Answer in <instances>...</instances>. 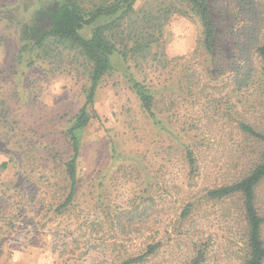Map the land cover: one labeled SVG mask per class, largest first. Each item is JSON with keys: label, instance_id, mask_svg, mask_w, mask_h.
I'll list each match as a JSON object with an SVG mask.
<instances>
[{"label": "rangeland", "instance_id": "rangeland-1", "mask_svg": "<svg viewBox=\"0 0 264 264\" xmlns=\"http://www.w3.org/2000/svg\"><path fill=\"white\" fill-rule=\"evenodd\" d=\"M51 1L0 0V264H99L104 255L98 249L72 246L70 238L52 252V230L75 223L80 211L94 214L100 206H121L145 188L157 205L161 228L169 231L178 227L173 214L179 215L187 202L195 203L196 237L201 244L210 243L207 264H243L246 230L240 197L201 199L207 186L227 180L222 174L236 144L224 137L211 142L210 151L196 145L206 133L203 122H197L205 106L198 92L204 85L203 91L212 93L219 116L236 101V111L255 114L247 106L253 100L250 92L244 90L238 99L231 93L242 62L248 59L254 66L252 54H242L241 49L251 36L245 26L254 23L253 11L264 13V0H210L218 26L214 59L205 54L199 17L184 2L135 0L132 20L144 16L150 23L129 28L124 22L115 28V38L131 48V34L148 42L149 32L157 45L151 44L146 61L113 59L112 72L102 79L88 108L91 119L77 134L80 153L73 204L57 213L55 208L68 192L62 171L72 154L66 131L84 104L91 65L67 44L50 40L35 48L24 38V25L33 22L36 30L38 12ZM78 1L93 9L111 0ZM129 76L151 90L161 125L141 109ZM189 78L197 88L188 86ZM225 125L228 133L235 123ZM188 147L202 155L203 166L212 164L203 175L192 176L185 159ZM258 150L252 146L253 156ZM255 205L263 218L264 242V180L256 189ZM183 233L184 229L178 237L172 235L164 264H182L192 252L193 243Z\"/></svg>", "mask_w": 264, "mask_h": 264}, {"label": "trees", "instance_id": "trees-1", "mask_svg": "<svg viewBox=\"0 0 264 264\" xmlns=\"http://www.w3.org/2000/svg\"><path fill=\"white\" fill-rule=\"evenodd\" d=\"M181 1L199 17L205 54L214 59L218 26L213 18L210 0ZM134 2L135 0H111L105 5L86 9L78 0H53L38 12L41 19L37 23L36 30L33 22L24 25L23 36L35 48L43 47L50 40L64 43L76 49L91 65L84 104L66 131L72 154L62 163V171L63 179L65 177L68 182V192L63 203L55 208L56 213L73 204L78 184L77 160L80 153L77 134L88 125L91 119L88 108L94 103L95 93L102 79L112 72L113 59L118 56L125 63L129 60L137 62L139 59L146 61L147 55L151 53V44L157 45V40L149 32H146L148 42L139 41L137 34H131L130 41L133 42L131 48L124 45L123 39L116 40L117 32L114 30L121 27L124 22L129 28H133L138 23H141V26L150 23L144 16L132 20L130 14L133 12ZM251 16L254 18V23L245 26V32H249L251 36H248L247 46L241 49V53L252 54L250 58L254 66L249 65L248 59L242 62L243 68L236 71V76L239 77L234 82L231 94L238 99V95L242 96L244 90L250 92L253 100H249L250 103L247 106L248 109L253 107L255 114L245 115L247 111L242 113L236 111L238 107L236 101L235 104L230 105L228 111L219 116L215 108V98L212 93L204 92L205 86L202 85L198 93L202 97L200 100L205 102V106L201 107V115L197 122H203L206 133L203 132L200 135L201 140L197 139L196 145H203L210 151L212 150L210 143L220 141L224 137V140L229 139L236 144L231 150L229 161L225 164L226 170L222 174L228 177L227 180L224 178L219 185L207 186L203 190L201 199L220 201L240 197L246 230L243 264H264L263 218L255 205L256 189L264 180V36L261 34L264 13L260 16L253 11ZM141 26L135 28V33ZM86 28H90V31L87 36H84L82 32ZM198 80L202 78L199 77ZM127 81L141 109L154 124L161 125L154 111L155 98L151 90L133 77H127ZM198 85L194 84V80L188 79L189 87L197 88ZM225 96L227 103H230V94ZM218 120L222 122V125L218 123ZM227 123H235L229 134L224 129ZM253 145L259 148L254 156L251 152ZM210 156L212 157L211 154ZM201 157L200 153L194 152V147H188L185 150V159L193 177L203 175L212 165L203 166ZM41 202L42 200H39L38 204L40 205ZM190 202L182 206L179 215L176 212L173 214L176 218L174 225L178 227H171V231L161 228L159 212H156L157 205L146 188L138 195L132 194V198H128L121 206L103 207V209L100 206L101 211L94 214H89V211H80L75 223L65 224L66 227L62 230H52L51 235L54 241L52 252L62 245L60 242L63 239L70 238L67 240L72 246L81 243L85 245L86 250L98 249L104 255L103 261L99 264H117L118 262V264H164L163 254L171 238L174 237L172 235L178 237L180 231L184 229L183 236L193 244L192 252L182 264H207L210 243L206 240V243L201 244L196 237L199 232L196 233L194 230L195 221L192 216L195 203ZM157 220L158 224H155Z\"/></svg>", "mask_w": 264, "mask_h": 264}]
</instances>
